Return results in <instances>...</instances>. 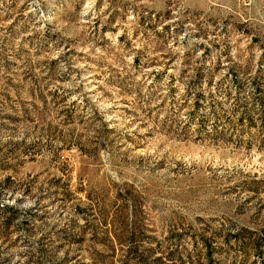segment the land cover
<instances>
[{"label": "rangeland", "instance_id": "obj_1", "mask_svg": "<svg viewBox=\"0 0 264 264\" xmlns=\"http://www.w3.org/2000/svg\"><path fill=\"white\" fill-rule=\"evenodd\" d=\"M2 206L0 264H264V0H0Z\"/></svg>", "mask_w": 264, "mask_h": 264}, {"label": "trees", "instance_id": "obj_2", "mask_svg": "<svg viewBox=\"0 0 264 264\" xmlns=\"http://www.w3.org/2000/svg\"><path fill=\"white\" fill-rule=\"evenodd\" d=\"M0 212L5 215L7 213L12 214V216H10L9 218H6L2 224V226L4 227V229L9 228L11 223H12V219L14 217V208H10L9 206H2L0 207ZM103 220L100 221L97 217V221L99 220V224H102V226H104L103 228V232L102 235L100 236V234L95 230V226L94 224L88 223L86 221V225L89 227H91V229H93L92 232V239L95 242H99L101 244L107 245L108 243H112L113 241H115L117 239V241H119L120 244H124L127 243L129 240H133L135 238V235L133 233L130 234V232H128V228L127 225L123 222V224L121 226H119L120 230H119V234H117L116 232H114V227H117V220L116 219H112L111 222H108L107 218H102ZM87 220V219H86ZM114 234V235H113ZM207 249V248H206ZM255 249H261L260 251H263L262 249H264V246H255ZM156 260L158 262H162V264H170L169 262H164L163 263V258L162 257H158L156 258ZM172 264H178V263H172ZM188 264H194L193 262H189Z\"/></svg>", "mask_w": 264, "mask_h": 264}]
</instances>
